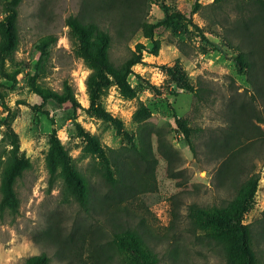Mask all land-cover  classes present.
Masks as SVG:
<instances>
[{
    "label": "rangeland",
    "instance_id": "rangeland-1",
    "mask_svg": "<svg viewBox=\"0 0 264 264\" xmlns=\"http://www.w3.org/2000/svg\"><path fill=\"white\" fill-rule=\"evenodd\" d=\"M163 1L190 20L188 34L159 27L153 37L161 42L158 54L152 52L153 41L143 33H138L128 47L119 45L113 53L118 63L136 43L146 46L142 62L134 66L129 76L137 96L125 99L112 86L100 98L104 112L90 108L85 86L90 70L75 56L66 23L69 16L85 10L86 0L22 1L17 62L25 72L33 70L40 58V39L57 35V43L48 47L45 72L38 71L43 77L40 81L61 90L68 80L81 108L76 112L70 103L50 101L43 108L50 113L46 115L33 109L41 98L30 89L26 77L19 76L13 83L0 75V122L7 121L8 114L13 116L11 129L6 124L0 126V202L4 162L10 151L29 162L15 181L18 211L0 208V264H20L43 252L49 254L51 264H79L80 256L89 262L94 260V264H126V257L110 241V232L116 226L141 231L158 253L159 264H226L221 247L191 222L189 209L193 204H222L232 197V186H218L216 173L222 159L211 156L206 143L226 125L225 115L232 98L250 94V86L235 66L234 53L220 38L206 31L214 18L210 7L213 0ZM4 2L0 0V21ZM145 15L151 23L164 17L160 4H149ZM214 28L220 30L217 24ZM177 79L181 81L176 82ZM180 84L195 89L201 85L204 99L196 102L194 93ZM4 105L10 110L6 111ZM185 116L202 129L195 140L197 154L191 152L176 125V117ZM139 127L152 140L156 158L154 185L119 203L111 221L106 214L94 215L93 210L86 212L65 199L61 170L50 185L46 158L54 129L72 165L88 176L92 187L102 194L105 187L96 175L101 159L94 160V150L82 136L83 131L96 135L109 156V149L132 148L134 143L140 148ZM123 153L125 159H130L134 151L125 149ZM258 154L261 155L257 157ZM246 165L247 172L238 182L244 181L251 171L260 173V182L243 223L253 224L259 233L264 217V151L250 153ZM72 234L78 238L79 246L65 241ZM261 243L264 245L262 239Z\"/></svg>",
    "mask_w": 264,
    "mask_h": 264
},
{
    "label": "trees",
    "instance_id": "trees-1",
    "mask_svg": "<svg viewBox=\"0 0 264 264\" xmlns=\"http://www.w3.org/2000/svg\"><path fill=\"white\" fill-rule=\"evenodd\" d=\"M22 1L5 0L3 3V19L0 21V75L13 83H17L19 76L26 77L30 89L41 98V103L33 106L39 112L49 115V111L43 108L50 101L59 105L70 103L77 112L81 106L75 89L68 80L64 81L61 90H55L40 81L43 77L38 71L45 72L48 47L57 43V35H46L40 39V58L33 64V70L25 72L15 58L20 41L18 22ZM163 2L94 0L91 3L86 0L84 11L67 18L74 54L90 70L85 80L90 108L104 112L100 98L112 86H116L125 99L131 100L137 96V90L130 84L129 76L133 74L134 66L142 62L146 46L136 43L134 49L129 48L128 56L118 63L113 58V53L119 45L128 47L138 33H143L153 41L152 52L158 54L161 42L153 38L156 29L165 26L175 30V33L188 34L190 20ZM149 4H160L164 13V17L155 23L145 18ZM210 7L214 11V18L206 31L220 38L223 45L234 53L235 66L239 74L246 77L250 94L232 98L225 115L226 125L206 143L208 153L217 160L222 159L216 173L218 186H232V197L222 204H193L189 209V217L196 227L205 231L207 238L221 247L226 264H264V245L261 243V239L264 242V217L261 219L262 230L259 233L253 224L243 223L244 214L258 191L260 173L248 171L250 174L248 173L247 178L238 182L242 173L247 172L248 155L254 150L261 153L264 151V0H213ZM214 24L220 30L214 28ZM194 27L198 28L197 25ZM200 30V34L205 37L204 31ZM180 85L194 93L196 102L204 99L201 85L196 89L186 84ZM4 109L10 110L7 105H4ZM175 121L191 152L197 154L195 140L202 129L188 116L176 117ZM12 122L13 116L8 114L7 121L0 122V126L6 124L7 129H11ZM82 136L93 148L94 160L101 159L96 175L105 191L98 194L95 187H92L91 179L72 165L55 129L50 136L46 158L50 185L61 170L59 176L63 181L65 199L77 203L86 212L93 210L94 215L106 214L111 217V221L116 216L119 203L135 195L136 191L152 189L154 185L156 158L151 137L145 129L140 128V148L134 143L132 148L109 149L112 155L107 156L96 135L83 131ZM125 149L134 151L130 159L123 156ZM4 163L6 166L1 184L0 208L2 211L10 209L17 212L20 201L15 181L29 166V162L18 158L15 151H10ZM110 234L111 244L126 257V264H159L158 253L137 228L116 226ZM77 240L72 234L65 241L79 246L76 244ZM78 263L94 264V260L89 262L80 256ZM20 264H51V257L43 252L28 257Z\"/></svg>",
    "mask_w": 264,
    "mask_h": 264
}]
</instances>
